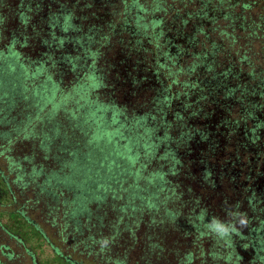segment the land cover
<instances>
[{
  "label": "rangeland",
  "instance_id": "obj_1",
  "mask_svg": "<svg viewBox=\"0 0 264 264\" xmlns=\"http://www.w3.org/2000/svg\"><path fill=\"white\" fill-rule=\"evenodd\" d=\"M136 1L138 3L133 6L128 0H115L108 9V14H98L92 10L87 13L83 22L85 27L94 25L100 29L99 37L96 38L99 42L94 46L101 49L102 56H99L102 58L101 72L108 80V84H111L117 73L113 65L116 53L120 49L117 43L120 46V40L126 35L124 32L126 24H129V29L136 32L135 54L142 59L141 63L153 58V53H161L157 45L152 46V50H147L151 47L149 40L140 36H151L153 28L152 25H148L144 29V26L139 27V24H136L134 16L139 11L136 7L143 5L147 9L142 15L148 20L153 17L163 19V37L171 44L176 56L173 57L172 63L167 62L168 70L165 71V76L161 68L156 67L150 77L154 81L158 80L159 86L160 81L164 83V97L167 96L168 99L160 100L162 92L155 90L153 94L145 92L142 102L139 99L133 102V105L140 107L139 116L146 118L147 124L153 128L155 142L160 148L159 154L167 147L181 153L188 141L201 140L207 136L213 140V144L220 146L217 152L220 159L226 160L228 155L235 154L248 162L247 173L252 172L256 175L258 172H264V0ZM248 3H251V7H245ZM102 17L103 21L100 20ZM113 31L116 32L115 36ZM3 81L0 79L1 88H4ZM5 90L10 99L15 97L14 101L19 102L11 113L6 112L10 115L3 113L0 116L4 118L0 122V153L6 150L7 154L0 156V168L7 173L11 162L22 160V166L31 174L33 166L40 167L39 165L44 164L47 166L46 171L40 178L37 177L40 184L47 180L50 171L62 167L61 158L58 156H64L63 150H68L66 153L68 161H78L72 151L86 146L88 141L85 133L88 127L84 124V117L88 115V111L95 109L90 106H96L88 102L91 99L99 102L109 100L107 95L97 97L95 93H91L86 94L88 96L83 98L84 102L77 98L70 99L68 103H57L56 100L60 99L55 94L49 96L47 100L49 104L55 106L57 112L50 111L47 115V109L51 110V105L41 112L40 105L34 101L19 99ZM127 110L123 122L126 121L133 127L131 130L124 128V135L132 136L133 139L140 137L139 147L134 149L140 151L142 156L148 154V149L144 147L151 144L149 133L146 131L147 126L138 123L131 108ZM75 115L80 119L78 122L74 119ZM108 117L111 122V116ZM100 121L102 130L98 133L97 139L109 140L112 142V148L108 149L107 142L100 143L101 140H98L100 145H96L98 153L95 159L99 165L106 161L110 150L114 152L117 150L113 142L117 130L104 129L106 121L104 118ZM77 123L81 127L77 126ZM257 123L262 125L259 126ZM55 127H60L59 136L56 135ZM28 133L39 136V139L27 138ZM90 133L93 132L90 130ZM48 144L50 147L46 148L45 145ZM132 147L129 144V154L133 153ZM91 157L93 159V155ZM140 159L147 170H163L167 178L175 184L179 183L182 190L187 193L186 200L192 195L201 196L206 202V207H210L209 210L215 215L229 217L221 205L222 200L219 201V198L216 200L215 194L197 188L198 186H193L190 182L182 184L176 175L169 173L170 171L175 173L178 168L174 167L175 159L164 162L152 156ZM111 160L109 158L108 162ZM113 160L127 164V160L122 158L113 157ZM67 172L70 173L68 170ZM189 187L194 193L187 192ZM32 197V192L25 195L26 199ZM23 203L24 199L21 197H18L15 203L10 201L0 178V248L2 245H8L15 253H23L26 247L33 250L40 264H54L55 256L47 245L41 242L35 231L25 228L22 220L10 212L19 209ZM13 223L17 225L13 226ZM3 227L11 235L23 239L21 247L15 245L14 239L6 234ZM166 228L168 232L162 233L166 249L155 261L157 264H178V259L187 249L184 244L182 245L186 240L180 230L169 225ZM51 238L52 241H56L54 236ZM187 241L190 242V239ZM23 259L22 262L13 263L32 264L28 258ZM7 261V257L1 255L0 249V262L7 264ZM135 261L132 264H135ZM246 264H250L249 261Z\"/></svg>",
  "mask_w": 264,
  "mask_h": 264
},
{
  "label": "trees",
  "instance_id": "obj_2",
  "mask_svg": "<svg viewBox=\"0 0 264 264\" xmlns=\"http://www.w3.org/2000/svg\"><path fill=\"white\" fill-rule=\"evenodd\" d=\"M8 1L10 0H0V4L5 5ZM84 1L77 0L70 8L66 0H20L18 13L25 25L23 27L26 33L29 32V26L35 29L33 21L37 17L46 21L50 28L48 32L52 35H54L53 30L57 28L64 31L71 29L77 34L73 38L74 43L82 47V52L86 54L88 51L85 50V43L88 40L92 46L98 44L99 39L96 38L99 37L100 29L94 25L85 27L83 22L85 16H81L76 11L78 7L83 8L80 3ZM84 3L82 4L85 8L92 7L87 0ZM245 7H251V3ZM137 9L142 12L147 11L142 6ZM46 10L48 14L44 17L43 13ZM145 28L147 27L144 26ZM27 37L29 38L25 35V41ZM26 44V42L22 43V45ZM14 56L15 60H7V56L0 51V79L4 80V88L0 87L2 89L0 116L3 113L10 115L6 112L11 113L19 102L14 101L15 97L14 99L8 97L9 94L5 89L9 91L12 86L14 89V92L11 91L12 96L17 92L19 99H27L23 97V94L26 95L25 91H34L36 99L27 100L40 105L41 112L51 105V110L47 109V115L50 111L57 112L55 106L48 103L47 99L51 95H45V82L41 80L44 67L36 65L35 61L26 58L22 53L16 52ZM77 57L82 59V56ZM18 63L27 64L30 68L32 65L35 66L37 72L29 73L33 77L26 75L29 79H34L32 82L18 76L2 77V73L7 69L9 75H14L12 70L14 64ZM18 87H26V89L18 90ZM3 91L7 95L3 94ZM66 99L64 97L56 102L65 103ZM98 110L88 111V115L85 116L87 118L84 124L88 127L85 135L88 142L83 148L72 151L78 161H68L69 158L66 157L68 150H63L64 156H58L61 158L62 167L50 171L49 177L43 180V183H38L37 177L40 178L46 171L47 166L44 164L39 165L40 167L33 166L31 174H28L27 169L22 166V160L11 162L7 173L0 168L2 185L10 201L15 203L18 197L24 199L19 209L10 212L22 220L25 228L35 231L41 242L47 245L46 247L55 256L54 264H132L136 259L138 260L135 264H157V256L166 249L162 233L168 232L166 228L168 225L180 230L186 240L182 245L184 244L187 249L178 259V264H246L247 261L250 264H264V216L257 215L258 226L253 233L246 235V229L239 227L236 220L247 217L248 221L251 219L253 221V216L256 215L253 212L240 211L239 202L224 201L229 206L224 210L229 217H219L209 210L210 207H206L203 197L192 195L186 200L187 193L182 190L179 183L175 184L167 178L163 170H147L146 165L140 161L141 157L146 158V156L160 160L170 158L168 154H159L160 148L155 142L150 126L146 127V131L149 133L151 148L145 145L148 154L142 156L140 151L134 149L139 147L140 137L133 139L132 136H125L123 132L124 128L131 130L133 126L131 124L129 126L120 118L110 122L106 109H100L99 116ZM103 118L106 121L104 129L117 130L116 138L113 140L117 150L115 152L108 150L109 156L106 157L112 160L108 162L106 158V161L99 165L98 160L95 159L98 153L96 145H100L97 142V135L102 130L100 120ZM74 119L77 122L80 120L77 115ZM2 120L4 118L0 117V122ZM77 126L81 127L79 123ZM90 130L93 133H90ZM55 131L59 136L60 127H55ZM26 137L39 139V136L32 133H28ZM49 140L51 141L50 138ZM122 141L126 143L123 144ZM105 142L108 143V149L112 148V142L109 140ZM129 144L133 146L131 154L128 153ZM49 145L45 147L49 148ZM4 154L7 155L6 150L2 151L0 156ZM92 155L93 159H91ZM113 157L125 159L127 164L117 163ZM172 157L176 164L175 155ZM67 170L70 171L69 174ZM31 192L33 197L26 199L25 195ZM187 192L194 193L191 187ZM214 219L218 221L214 223ZM16 225L13 223V226ZM217 225L234 228L235 231L230 230L228 236L221 238L215 232ZM3 230L14 239L17 247H21L23 239L11 235L5 227ZM52 236L56 241H52ZM188 238L190 242L187 241ZM175 244L178 245V242ZM0 249L1 255L7 257V264L22 262L23 257L28 258L32 264H40L32 249L25 247L23 253H15L8 245H2Z\"/></svg>",
  "mask_w": 264,
  "mask_h": 264
},
{
  "label": "flooded vegetation",
  "instance_id": "obj_3",
  "mask_svg": "<svg viewBox=\"0 0 264 264\" xmlns=\"http://www.w3.org/2000/svg\"><path fill=\"white\" fill-rule=\"evenodd\" d=\"M66 1L69 2L68 6L71 8L77 0ZM87 1L91 3L92 7L87 9L84 6L85 3L81 2L80 5L83 8L78 7L76 10L81 16H86L92 10L98 14H108L107 11L115 0ZM128 1L133 3V6L138 3L136 0ZM19 4H21L20 0H10L5 5L0 4V51L7 56V60H15L14 54L19 52L24 54L26 58L29 57L31 61H35L36 65L43 66L45 70H43L41 80L45 82V95L49 94L52 96L56 94L60 100L66 97L67 99L64 100L66 103L70 99L74 100L77 98L79 101H83V98L91 93H95L97 97L99 95H107L109 96L108 102H99L92 99L88 102V104H96V106L90 107L99 109L97 112L98 116L101 114L100 109H106L107 117L110 115L111 120H115V118L123 120L124 113H128L127 108H131L136 115L138 123L150 126L147 124L146 118L139 116L140 107L133 105V102L135 99H139L142 102L144 100L142 96L145 92L153 94L155 90L159 91V93L162 92L160 100L166 101L168 99L167 96L164 97V83L160 81L161 86H159L158 80L154 81L150 77L156 67H160L161 69H159L165 76V71L168 70L167 62L172 63L173 57L176 56L172 51L171 44L163 37L162 25L164 21L162 18L153 17L148 20L147 17L142 15L140 9L138 14L134 16V21L139 24V27L152 25L151 36H146L145 34V36H140L146 37L147 41L149 40V46L151 47H148L147 50H152V46L156 47V45L161 50V53H153V58L144 60L143 63H141L142 59H139L138 55L135 54L136 32L133 29H129V24L125 25L124 32L126 35L123 40H120V46L117 43V47L120 49L116 53L114 59L116 61H113L117 73H115L113 82L108 84V80L101 72L102 58L99 56L102 55L100 48L92 46L87 40L85 43V50L87 49L88 51L86 55L82 52L83 48L74 43L73 38L77 34L71 29L64 31L57 28L53 30L54 35H52L48 32L50 28L45 23L46 21L40 17L33 21L36 26L35 29L29 26V32L26 33L18 13V10H20ZM140 6L143 7V5H138L136 9ZM43 14L46 17V14H48L47 10ZM100 20L103 21V17ZM153 21L157 24H153ZM25 35L29 36L26 41ZM115 35L116 32H114L113 36ZM24 42L27 44L22 45ZM77 56H82V59ZM96 58L99 59L98 62L95 61ZM72 62L74 63L72 64ZM13 68L12 72L14 75H9V69H7L6 72L2 73V77H5V75L8 78L10 76H18L21 79L32 82L34 79H29L26 75L30 76L29 73L37 72L34 65L30 68L27 64L18 63L14 64ZM18 85L20 86L21 84L19 83ZM22 88L26 89V87H18V90H22ZM11 91L14 92L13 86L8 92L12 93ZM15 93V96H17V92ZM25 94H23L24 98L36 99L34 91H25ZM257 125L260 126L262 124L257 123ZM150 128L153 129L151 126ZM106 140L102 139L100 143ZM189 142L183 146L181 153L168 147L163 151L162 154L170 156L163 162L171 161L173 159L172 155H175L177 159L175 167L177 166L178 168H175V173L173 171L169 173L173 176L176 175L182 184L190 182L193 186H198L197 188H202L209 193L215 194L216 200L217 198H219V201L222 200L221 205L225 209H228L229 206L223 200H231L229 202L232 203L239 202L241 205L240 211L253 212L256 216H253V221L252 219L248 221L247 217L240 218L247 221L246 225H241L239 223L240 219L236 220V224L246 229V235L250 234V232L253 233L259 223L256 221L257 217L264 216V172H258L256 175L252 172L251 174L247 173L249 171L247 170L249 167L248 162L235 154L228 155L226 160H224L225 158L220 159L217 156L220 146L213 144V140L210 137L206 136L201 140L197 139V141ZM194 174H196V177Z\"/></svg>",
  "mask_w": 264,
  "mask_h": 264
},
{
  "label": "clouds",
  "instance_id": "obj_4",
  "mask_svg": "<svg viewBox=\"0 0 264 264\" xmlns=\"http://www.w3.org/2000/svg\"><path fill=\"white\" fill-rule=\"evenodd\" d=\"M216 221H218V220H215V219L213 220L214 223H215ZM239 223H240L241 225H246L247 221H246L245 219H240ZM230 230H231V231H235L234 228L230 229L229 227H221V226L217 225V229H216L215 232H216L221 238H224V237H226V236L229 235Z\"/></svg>",
  "mask_w": 264,
  "mask_h": 264
}]
</instances>
